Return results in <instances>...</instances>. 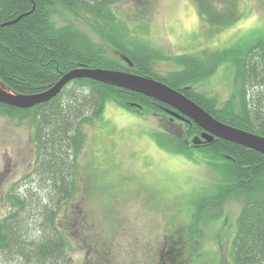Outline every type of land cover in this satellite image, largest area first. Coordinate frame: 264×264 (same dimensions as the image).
<instances>
[{
	"label": "trees",
	"instance_id": "1",
	"mask_svg": "<svg viewBox=\"0 0 264 264\" xmlns=\"http://www.w3.org/2000/svg\"><path fill=\"white\" fill-rule=\"evenodd\" d=\"M193 1L201 20L217 28L235 23L243 14L235 10V0L221 5L222 10L219 0ZM157 2L0 0V24L23 15L13 24L0 25V81L16 93L31 94L47 89L75 67L130 71L178 89L223 123L264 136V95L248 99L251 87L264 85V33L242 54L229 47L204 52L203 57L176 56L172 60L181 69L158 75L152 63L171 58L151 48L140 32L152 21ZM53 14L84 25L90 34L73 24L57 27ZM107 50L118 58L106 55ZM122 58L132 66L124 67ZM224 64L234 72L233 89L221 106L215 97L187 87L206 80ZM107 101L135 113L168 116L163 108L169 107L154 98L87 78L70 81L55 98L30 109L0 103V114L31 117V143L37 156L26 188L5 195L10 212L0 218V264H68L72 243L63 224L73 212L82 178L74 158L83 146L82 126L97 123ZM182 125L183 138L163 131L151 135L160 148L192 156L186 140L198 135L200 128L194 123ZM197 149L218 175V186L198 203L193 218L207 225L208 219L221 218L222 205L229 198L245 196L236 220L232 261L264 264V154L222 138Z\"/></svg>",
	"mask_w": 264,
	"mask_h": 264
},
{
	"label": "rangeland",
	"instance_id": "2",
	"mask_svg": "<svg viewBox=\"0 0 264 264\" xmlns=\"http://www.w3.org/2000/svg\"><path fill=\"white\" fill-rule=\"evenodd\" d=\"M231 1L219 0V9ZM233 2L242 17L217 28L199 18L192 0H158L152 21L140 32L151 48L171 59L153 62V71L165 75L180 70L172 59L181 55L203 57L204 52L227 47L242 54L264 33V0ZM51 19L57 27L73 24L90 34L69 18L53 14ZM91 38L98 43L96 36ZM106 55L118 58L108 50ZM233 74L226 64L220 65L209 80L193 87L215 97L221 106L232 91ZM251 91L249 101L254 94L264 95V85ZM82 129L83 146L74 158L82 178L73 212L63 224L72 243L68 264H233L236 220L247 198H229L222 205L221 218H210L207 225L193 218L203 197L217 191L218 175L206 165L202 151L175 154L160 148L151 135L163 131L182 138V123L107 101L101 119ZM32 131L30 116L0 114V218L10 212L7 192H22L33 176L37 156ZM199 134L190 142L205 144Z\"/></svg>",
	"mask_w": 264,
	"mask_h": 264
},
{
	"label": "water",
	"instance_id": "3",
	"mask_svg": "<svg viewBox=\"0 0 264 264\" xmlns=\"http://www.w3.org/2000/svg\"><path fill=\"white\" fill-rule=\"evenodd\" d=\"M21 16L23 15L1 25L13 24ZM126 61L131 65L127 59ZM80 78L122 87L157 99L180 113L169 111L171 115L179 119H185L186 117L198 124L204 130L201 136L208 142L214 137H218L264 154V136L239 129L215 119L183 93L164 82L123 70L86 66L76 67L62 74L50 88L33 94H18L11 91L0 81V102L18 108H29L54 98L68 82ZM193 142H196V140Z\"/></svg>",
	"mask_w": 264,
	"mask_h": 264
},
{
	"label": "flooded vegetation",
	"instance_id": "4",
	"mask_svg": "<svg viewBox=\"0 0 264 264\" xmlns=\"http://www.w3.org/2000/svg\"><path fill=\"white\" fill-rule=\"evenodd\" d=\"M171 120V119H170ZM186 122V121H185ZM201 133H202V130H200V134L199 135H201ZM195 136V135H194ZM202 145H204L202 142L201 143H199L198 145H196V146H202Z\"/></svg>",
	"mask_w": 264,
	"mask_h": 264
}]
</instances>
